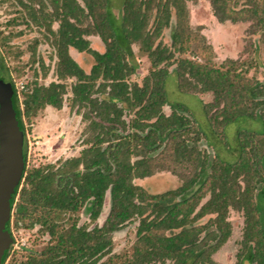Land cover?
Returning a JSON list of instances; mask_svg holds the SVG:
<instances>
[{"label": "trees", "instance_id": "obj_1", "mask_svg": "<svg viewBox=\"0 0 264 264\" xmlns=\"http://www.w3.org/2000/svg\"><path fill=\"white\" fill-rule=\"evenodd\" d=\"M25 1L28 2L23 3L26 9L34 1L39 4L41 16L30 10L39 23L48 19L43 7L53 6V19L60 22L57 32H52V44L57 55L55 73L59 81L75 79L71 85L70 106L87 121L89 136L86 143L89 146L78 157L65 160L55 169L45 166L28 170L24 118L36 116L46 106L61 109L68 89L64 82L53 81L49 85L35 82L26 94L22 108L15 84L11 83L13 108L19 129L23 132L24 160L23 174L11 200L12 212L17 223L20 218H28L29 227L39 224L49 235L44 249L29 254L24 264H200L208 260L204 251L207 244L205 240L200 241L202 228L188 226L209 213L217 212L216 225L221 231L219 244L224 242L230 235L225 215L231 203L243 206L251 220L256 218L257 211L261 214L260 218L251 221L247 229L246 250L241 262L264 264L263 129L259 132L261 139L258 145L251 149L252 155L248 152L252 141L246 135L239 139L237 160H219L222 170L218 173L213 169L212 198L197 212L203 194H198L200 189L189 194L196 184L205 183L208 176L206 160L196 152L200 137L196 136L192 144L188 141L190 120L181 114L187 113V107L179 103L169 104L166 85L170 74L168 66L174 54L161 42L155 45L163 29L170 25L174 7L178 22L172 33V45L178 46L181 52L186 50L183 41L187 27L182 19L186 14V0H124L120 16L113 13L112 0H85V7L80 6L77 0ZM211 2L220 22L239 20L228 10L233 0ZM155 7L157 15L151 30L149 20ZM88 19L91 23L83 28L84 20ZM92 33L105 44L104 52L91 47L85 35ZM137 42L151 62L149 74L141 85L130 81L137 70L132 48ZM70 47L93 57L94 64L89 73L70 55ZM176 73L180 89L183 90L184 86L197 92L214 93V102L204 104L206 115L226 96L231 107L236 108L229 115H224L222 121L225 124L248 117L260 120L264 126V110L262 114L254 115L244 108V99L250 97L259 99L254 102L253 109L264 104V84L257 88L246 87L245 93L239 90L242 94L238 99L227 70H215L189 58H178ZM0 79L6 80L2 75ZM168 104L173 108L170 115L163 112V107ZM126 115H131L130 120H126ZM166 142L173 144L174 155L182 157V161H189L196 152L200 170L177 189L150 194L134 180L154 174L155 154ZM242 175L248 182V188L237 196L235 186ZM255 178L262 183L256 204L250 196L256 185ZM108 192L110 209L104 223L92 228L78 224L82 210L88 213L91 222L98 220ZM66 214L72 220L69 226L61 223ZM134 221L139 225L133 254L122 261L113 260L110 256L113 234ZM7 229L11 231V222H8ZM13 242L12 235L3 264Z\"/></svg>", "mask_w": 264, "mask_h": 264}, {"label": "rangeland", "instance_id": "obj_2", "mask_svg": "<svg viewBox=\"0 0 264 264\" xmlns=\"http://www.w3.org/2000/svg\"><path fill=\"white\" fill-rule=\"evenodd\" d=\"M161 1V0H157ZM163 1V0H162ZM27 1L23 0V3ZM80 6L85 7V0H77ZM21 0H0V75L5 82L14 83L18 91L19 102L24 107L23 101L31 87L37 82L41 85H49L53 81H59L55 73L57 63L56 49L53 43V33L57 32L59 20L53 19L55 13L53 6L49 4L43 7L48 19L41 23L36 22L30 10L41 16L37 1L30 3V8H25ZM124 0H112V11L116 16L122 14ZM186 14L182 18L187 27L183 45L184 52L178 50V46L172 45V33L178 22V15L173 7L171 9L170 25L165 27L161 35L156 39L166 46L174 54L171 64L168 66L170 74L167 78L166 89L169 104H183L187 107V113H181L189 118L188 141L192 144L196 136L200 137L196 143V152L206 160L207 174L204 184H196L189 193H202L203 197L196 212L212 198L211 187L213 185L214 172H220L222 167L219 160L234 162L239 156V139L249 135L252 141L248 152L258 145L264 130L262 122L253 118H241L239 121L225 124L222 119L229 115L234 108L229 104L230 99L225 96L221 104L213 107L208 115L205 114L204 104L214 102V93L197 92L192 88L179 87V78L176 73L178 58H189L197 63L207 65L215 70L228 71L230 81L234 83L235 94L245 93L244 88H257L264 84V2L262 0H233L229 7L232 14L239 20H227L220 22L214 14L211 0H186ZM242 12V13H241ZM255 12H257L255 14ZM157 9L151 10L149 28H154ZM51 18V19H50ZM53 19V20H52ZM51 20V23H50ZM91 21L84 20L82 27L87 28ZM51 30V31H50ZM90 40L93 49L99 52L105 51V44L97 34L85 35ZM137 70L130 81L142 84L149 74L151 62L141 50L140 43L132 45ZM70 55L86 71L90 72L94 64L93 57L86 52H79L75 48H69ZM193 80V79H192ZM59 82L67 84L68 93L65 95L64 105L61 109L46 106L38 111L36 116L30 119L24 118L26 137V168L51 166L54 169L74 157H78L82 150L89 144L86 140L89 133L86 130L87 121L81 114L70 106L72 98L71 85L74 78ZM242 90V93H239ZM245 94H243L244 96ZM258 98L244 101V108L252 114H262L264 104L253 109L254 102ZM241 102L240 106L242 105ZM165 105L163 112L170 115L173 112L171 105ZM225 108H227L226 111ZM243 108V107H242ZM241 110V109H240ZM131 115H126L130 120ZM173 144L166 142L155 154L153 175L135 179V184L143 187L150 194H159L168 190L177 189L191 179L200 170L197 153L192 154L189 161H182L173 152ZM217 164L215 168L212 165ZM256 185L250 195L253 203L257 202V194L262 183L254 179ZM237 196L247 188L248 182L243 175L239 178ZM237 199V198H236ZM110 209V195H106L103 211L97 221L91 222L86 211L79 213L78 224H87L89 228L95 225L101 226L106 220ZM261 215V214H260ZM256 212V218H260ZM69 214L60 220L65 226L71 224ZM217 212L209 213L198 219L188 227L202 228L200 241L205 240V256L200 264H242L245 254L246 232L251 223V217L243 206L227 208L225 222L229 225L230 235L219 244L221 231L217 227ZM12 212L11 233L14 242L10 248L9 256L5 264H24L32 252L39 253L48 244L49 235L41 225L29 227L28 218L19 219ZM264 220V215H263ZM139 222L134 221L125 225L121 230L113 234V250L110 254L113 260L122 261L131 257L138 239L137 228ZM258 227V226H257ZM255 230V229H254ZM176 230L175 232H178ZM167 234H170L169 232ZM254 244V243H253ZM109 257V256H108ZM107 259V258H106ZM105 260V259H104Z\"/></svg>", "mask_w": 264, "mask_h": 264}, {"label": "water", "instance_id": "obj_3", "mask_svg": "<svg viewBox=\"0 0 264 264\" xmlns=\"http://www.w3.org/2000/svg\"><path fill=\"white\" fill-rule=\"evenodd\" d=\"M12 84L0 79V264L12 242L7 224L11 220V200L23 169V132L19 129L12 103Z\"/></svg>", "mask_w": 264, "mask_h": 264}]
</instances>
